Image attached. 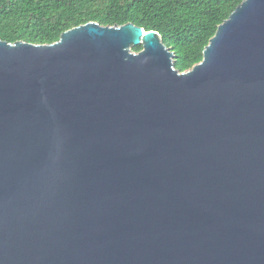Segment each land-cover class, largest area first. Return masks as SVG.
I'll use <instances>...</instances> for the list:
<instances>
[{
	"label": "water",
	"instance_id": "water-1",
	"mask_svg": "<svg viewBox=\"0 0 264 264\" xmlns=\"http://www.w3.org/2000/svg\"><path fill=\"white\" fill-rule=\"evenodd\" d=\"M0 264H264V0L184 72L134 23L0 40Z\"/></svg>",
	"mask_w": 264,
	"mask_h": 264
},
{
	"label": "trees",
	"instance_id": "trees-1",
	"mask_svg": "<svg viewBox=\"0 0 264 264\" xmlns=\"http://www.w3.org/2000/svg\"><path fill=\"white\" fill-rule=\"evenodd\" d=\"M244 0H0V40L52 44L94 21L160 33L180 72L201 62L218 27ZM142 45L133 46L135 52Z\"/></svg>",
	"mask_w": 264,
	"mask_h": 264
}]
</instances>
